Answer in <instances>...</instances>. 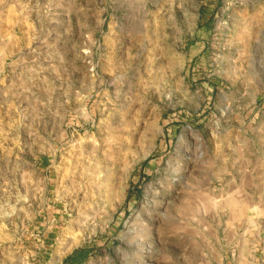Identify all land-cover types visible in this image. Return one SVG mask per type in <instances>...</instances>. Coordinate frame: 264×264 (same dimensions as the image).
I'll return each mask as SVG.
<instances>
[{
    "label": "rangeland",
    "instance_id": "1",
    "mask_svg": "<svg viewBox=\"0 0 264 264\" xmlns=\"http://www.w3.org/2000/svg\"><path fill=\"white\" fill-rule=\"evenodd\" d=\"M0 264H264V0H0Z\"/></svg>",
    "mask_w": 264,
    "mask_h": 264
},
{
    "label": "bare ground",
    "instance_id": "2",
    "mask_svg": "<svg viewBox=\"0 0 264 264\" xmlns=\"http://www.w3.org/2000/svg\"><path fill=\"white\" fill-rule=\"evenodd\" d=\"M93 146V145H92ZM91 146V147H92ZM201 185V184H200ZM202 186V185H201ZM189 189V188H188ZM190 190H192V189H190ZM194 190V189H193ZM196 190H197V188H196ZM196 193V192H195ZM187 194V193H186ZM188 195V194H187ZM202 195V194H201ZM187 197V196H186ZM203 197V196H202ZM232 198V197H231ZM200 199V198H199ZM189 200V199H188ZM205 200V199H204ZM221 206V205H220ZM207 208V207H206ZM206 210V209H205Z\"/></svg>",
    "mask_w": 264,
    "mask_h": 264
}]
</instances>
